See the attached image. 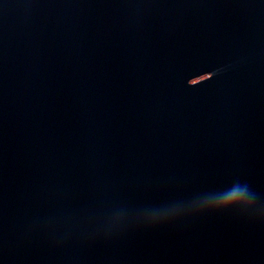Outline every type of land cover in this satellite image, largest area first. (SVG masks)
<instances>
[{"label":"water","instance_id":"95a60500","mask_svg":"<svg viewBox=\"0 0 264 264\" xmlns=\"http://www.w3.org/2000/svg\"><path fill=\"white\" fill-rule=\"evenodd\" d=\"M0 264H264V0H0Z\"/></svg>","mask_w":264,"mask_h":264},{"label":"clouds","instance_id":"9594fccd","mask_svg":"<svg viewBox=\"0 0 264 264\" xmlns=\"http://www.w3.org/2000/svg\"><path fill=\"white\" fill-rule=\"evenodd\" d=\"M248 186L245 185L243 190L234 189L233 193L227 198V200L223 201L219 207H228L237 203H241L245 201L246 194L248 193Z\"/></svg>","mask_w":264,"mask_h":264}]
</instances>
